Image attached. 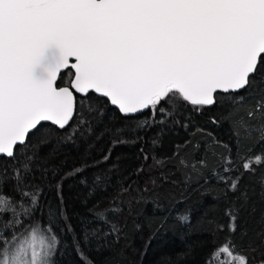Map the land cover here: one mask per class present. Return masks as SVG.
<instances>
[{
	"label": "snow or ice",
	"instance_id": "snow-or-ice-1",
	"mask_svg": "<svg viewBox=\"0 0 264 264\" xmlns=\"http://www.w3.org/2000/svg\"><path fill=\"white\" fill-rule=\"evenodd\" d=\"M92 94L102 103L92 104ZM214 107L219 111L204 126L194 123ZM117 114L134 121V140L115 126ZM224 123L227 142L207 127ZM153 127H179L188 138L163 158L142 148L144 160L157 168L172 164L206 187L210 177L214 198L225 201L226 223L214 228L223 241L214 238L202 264H264V229L256 233L259 244L234 241L242 210L256 195L243 186L245 176L264 200V0H0V157L11 161L0 170V264H58L54 257L71 252L79 264H96L90 253L119 242L126 211L149 188L118 182L106 201L88 209L92 219L81 218L77 234L64 209L63 182L90 165L56 180L54 203L34 182L37 151L60 133L58 142L107 135L99 165ZM111 186L110 174H97L89 196ZM177 220L190 223L186 215ZM193 254L190 248L181 259Z\"/></svg>",
	"mask_w": 264,
	"mask_h": 264
},
{
	"label": "trees",
	"instance_id": "trees-1",
	"mask_svg": "<svg viewBox=\"0 0 264 264\" xmlns=\"http://www.w3.org/2000/svg\"><path fill=\"white\" fill-rule=\"evenodd\" d=\"M91 103L101 104L102 100L92 94ZM106 111L115 110L108 106ZM218 111L219 109L215 107L206 109L203 115L195 117L194 123L204 126L205 121ZM136 119L143 117L137 116ZM114 123L116 127L128 129L124 136L126 140L135 139L137 134L131 131L135 127L133 120H125L117 114ZM207 127L219 139L229 141L230 131L227 123L220 127H213L210 124ZM100 130L102 127L96 131ZM138 134L143 138L142 141L120 144L113 150L111 159L99 165L96 162L110 147L111 137L105 135L97 140L95 136H85L75 138L71 142H58L59 136L63 133L54 135L48 144L37 151L34 182L44 189L45 199L58 203L56 180L76 167L90 165L79 175L71 176L63 182L64 209L77 234L81 231V218L92 219L88 209L97 201H106L113 194L118 182L132 180L135 186L141 189L146 186L149 188V191L144 193L145 200L135 204L130 215L126 211V219L122 221L126 224L125 234L119 242H114L111 250L99 254L90 253L96 264H202L201 257L214 238L217 243L223 241L224 233H215L214 228L217 222L226 223L223 215L225 201L214 198L216 193L211 191V188L215 186V181L210 177L206 187L204 181L197 177L186 180L185 175L172 164L157 168L153 166L152 160H144L142 148L149 156L157 158L171 156L175 146L188 138L182 128H164L161 132L159 128L153 127ZM157 137L158 143L154 147L152 140ZM200 143L202 154L204 143L203 141ZM209 159L212 160V157ZM10 166V160L0 157V170ZM141 167L143 172L137 175V170ZM44 169H48L49 173L55 172L56 176L45 175ZM101 173L110 174L112 186L107 192L97 191L89 196L93 177ZM82 180H86L87 184L81 183ZM152 180L157 181L155 186L150 183ZM242 184L248 187L250 192L256 193L242 210L238 231L234 236L237 245L246 247L250 242L260 243L256 233L264 229V224L260 223L264 217V200L258 194L259 187L251 178L245 176ZM104 206L105 203H101V208ZM177 215L188 216L190 223L188 225L180 223ZM136 224L141 227L136 229ZM243 232L247 235H243ZM190 248L194 249V254L181 259ZM54 260L58 264H79L74 252L63 258L56 256Z\"/></svg>",
	"mask_w": 264,
	"mask_h": 264
},
{
	"label": "water",
	"instance_id": "water-1",
	"mask_svg": "<svg viewBox=\"0 0 264 264\" xmlns=\"http://www.w3.org/2000/svg\"><path fill=\"white\" fill-rule=\"evenodd\" d=\"M95 95V94H94ZM96 96V95H95ZM111 107V106H110Z\"/></svg>",
	"mask_w": 264,
	"mask_h": 264
}]
</instances>
